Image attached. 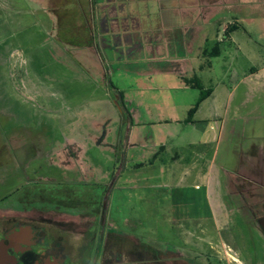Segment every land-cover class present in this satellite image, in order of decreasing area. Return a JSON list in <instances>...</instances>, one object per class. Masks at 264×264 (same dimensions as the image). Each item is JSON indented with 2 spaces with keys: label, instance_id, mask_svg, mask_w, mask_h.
<instances>
[{
  "label": "rangeland",
  "instance_id": "obj_1",
  "mask_svg": "<svg viewBox=\"0 0 264 264\" xmlns=\"http://www.w3.org/2000/svg\"><path fill=\"white\" fill-rule=\"evenodd\" d=\"M101 1L0 0V214L53 207L52 217L62 218L63 208L76 213L105 205L114 242L122 248L117 250H131V242L141 239L166 264H172L173 250L193 256L196 264H264V0H130L127 10L147 14L139 20L152 29L171 6L184 15L166 17L165 25H189L191 12L212 14L200 19L196 38L184 37L193 43L185 51L193 65L186 75L196 73L205 88L215 89L222 107L212 120L223 124L217 161L232 172L217 180L211 217L202 216L208 210L205 188L187 187L196 171L177 183L192 163L190 148H155L151 160L154 149L135 136L156 144L160 124L185 119L200 91L175 74L140 73L154 64L136 61L141 52L121 51L122 31L106 34L113 23L102 20L110 9ZM233 24L239 27L227 32ZM216 44L220 55L205 56L204 49ZM159 91L171 94L173 111L156 110L149 92ZM118 92L131 100L128 110L143 94L132 148L124 142L130 116L119 107ZM212 100L196 119L213 110ZM28 145L24 154L13 151ZM76 151L86 173L68 158ZM239 156L243 174L233 168ZM197 165L205 166L200 160Z\"/></svg>",
  "mask_w": 264,
  "mask_h": 264
},
{
  "label": "crops",
  "instance_id": "obj_2",
  "mask_svg": "<svg viewBox=\"0 0 264 264\" xmlns=\"http://www.w3.org/2000/svg\"><path fill=\"white\" fill-rule=\"evenodd\" d=\"M138 2H149V0H137ZM155 1V0H153ZM176 0H171V2H175ZM193 3L195 2H201L204 1L205 3L207 0H188ZM133 2V1H132ZM130 0H102L101 5L107 7L110 9L109 13H107L106 16H103L102 20L106 22L105 19H108V21H112V25L104 31L106 34H112V35H119L116 33H119V31H122L124 34H126V38L122 43H120V49L121 51H128L129 55H134V52H141L140 54L135 53L134 56L136 61H143L144 63H153L154 67L150 70H143L140 71V73L152 75V74H175L180 80L181 76L185 75L187 72H189V69H193V65L191 64L192 57L188 55L186 52L191 51L193 47V43L186 42L184 37L187 36L189 33H191V38H196V35L201 32V23L199 22L200 19L206 20V18L210 17L212 14H209L206 18L203 16H200L199 13L191 12V15L187 17L188 21L190 22L189 25L183 26H177V25H170V24H163L162 21L167 20L166 17L173 20H179L181 17L180 13L183 14L184 11H180L178 7L171 8H165V12H163V18L160 17L159 25H157L156 28H153L154 25L145 22L142 25L139 19H146L148 18L147 14H144L145 16H136L133 15V11L127 12L128 8L130 7V3H132ZM179 1L177 0V3ZM98 4V5H99ZM131 8V7H130ZM189 9V8H188ZM194 10V7L191 8V11ZM118 12L123 13V15H118ZM184 15V14H183ZM97 16V14H96ZM161 16V15H160ZM179 16V17H177ZM177 17V18H176ZM105 18V19H104ZM104 24V23H103ZM150 25L151 29H148V26ZM100 26H97V29H99ZM144 27V28H143ZM181 28V29H180ZM107 30V31H106ZM154 32V33H153ZM170 34H167L169 33ZM146 35V38L143 39L142 35ZM165 34L168 35L166 38ZM129 36V37H128ZM141 36V37H140ZM151 36V37H149ZM193 36V37H192ZM117 44H119L117 42ZM123 46V47H122ZM179 46L183 47V52L185 54L180 55L178 53ZM172 50L173 54H165L164 52H169ZM205 50V49H204ZM203 50V51H204ZM145 52V53H144ZM160 52H163L161 54ZM144 53V54H143ZM221 53V51H220ZM219 53V55H220ZM204 55V54H203ZM135 61V62H136ZM170 61V62H169ZM169 62V68L161 69L159 68L161 64ZM172 62V63H171ZM188 63V64H187ZM252 81L257 82L256 78H251ZM215 89H213L211 95L207 97L204 101L201 102L197 112L195 113L193 117L192 122H185L181 119H166L164 120L159 131V135H157V143L154 144L153 142L149 145L146 143L141 137L140 134H135L137 140L142 141V146H150L152 149L160 148L161 151L165 152L170 147H188L190 148V158L187 160L192 159V163L187 165L186 168H183L182 172L180 173L178 177V184L186 183L187 177H192L193 172L196 171L193 184L188 185L187 187H192L195 189H201L205 188L206 191V197L207 201L210 207L211 212H213V195L216 192L215 187H217L216 183L217 180H221L222 177L229 178L231 176L232 172L229 169H225L224 165L221 162L217 161V155L219 152V146L220 141L222 139L223 134V124L222 123H213L212 120L221 115V109L220 102H217V98H215ZM151 95V99L155 100V108L156 110H172L171 108H174V103L171 101L172 97L169 93H162L159 92H149ZM231 94V93H229ZM143 94H141V97H137L136 105L133 102L132 106L130 105V108L128 110L129 118H130V124L128 127V135L127 138L124 139V142L127 141V146L132 148L133 145L129 144L130 138L133 136V126L139 122L138 118L136 116L140 112L142 106L144 105L141 101ZM126 96L124 95V101L125 104L127 103ZM213 99L214 103L216 104L213 106V110L210 112L208 111L210 107L205 111L206 117L204 119L198 120L196 119L197 113L201 110L202 104L208 103L210 99ZM143 99V98H142ZM131 100H128V103H130ZM126 104L127 105L129 104ZM173 111V110H172ZM190 125L191 128H188ZM139 132V129L137 127V133ZM146 143V144H145ZM161 146L163 148H161ZM153 153V151H152ZM156 153V151H155ZM177 154V153H176ZM177 156V155H176ZM126 154H124L123 159H126ZM183 158L178 160L180 162ZM186 159V158H185ZM241 156L237 158V164L233 168H236L237 173L243 174V164L241 162ZM123 160V161H124ZM197 160H200L201 163H203L205 166H203L200 170L197 168ZM193 164V166H192ZM232 168V169H233ZM199 186V187H198ZM181 187V186H180Z\"/></svg>",
  "mask_w": 264,
  "mask_h": 264
},
{
  "label": "flooded vegetation",
  "instance_id": "obj_3",
  "mask_svg": "<svg viewBox=\"0 0 264 264\" xmlns=\"http://www.w3.org/2000/svg\"><path fill=\"white\" fill-rule=\"evenodd\" d=\"M105 132L104 128L103 136ZM22 147L21 151L16 148L13 151L24 154L30 149L29 145ZM78 152L69 153L68 158L86 173ZM82 193L87 194L88 190ZM52 209L48 207L38 213L29 208L26 213L12 210L0 214V264H166L160 253L148 252L147 244L141 239L131 242V250H121L119 244L117 247L114 242L117 235L105 219V205L101 210L98 207L80 209L77 214L63 208L62 218L52 217ZM171 252L174 254L172 264H196L193 256L182 254L180 250Z\"/></svg>",
  "mask_w": 264,
  "mask_h": 264
},
{
  "label": "trees",
  "instance_id": "obj_4",
  "mask_svg": "<svg viewBox=\"0 0 264 264\" xmlns=\"http://www.w3.org/2000/svg\"><path fill=\"white\" fill-rule=\"evenodd\" d=\"M238 27L239 26H237L236 24H233L231 26H228L226 28V31L227 32L233 31V30H236ZM206 50L207 49H205V51H204L205 56H208V57L218 56L220 53V46H219V44H216L211 50H207V52H206ZM208 63L210 64V61ZM181 80L186 86L191 87V88H196L200 91L196 102L189 108L187 117L184 120L185 122H192L193 117H194L195 113L197 112L201 102L204 101L207 97H209L211 95L213 88L212 87L205 88L201 79L199 78V76L196 73H194L192 75H186L185 74V75L181 76ZM118 95H119V103H118L119 107L121 109H123V111L125 108L128 112V109H127L125 101H124V94L122 92H118ZM161 148H163V147L161 146ZM156 156H157V153L154 154V156L152 157L151 160H153V158H155ZM205 195H206V192H205ZM206 199H207V197H206ZM202 216H205V217H211L212 216V212L210 210L209 204H208V210Z\"/></svg>",
  "mask_w": 264,
  "mask_h": 264
}]
</instances>
